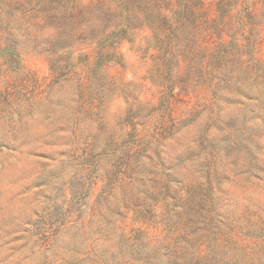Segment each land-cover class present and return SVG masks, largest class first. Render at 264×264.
I'll use <instances>...</instances> for the list:
<instances>
[{"label": "rangeland", "instance_id": "rangeland-1", "mask_svg": "<svg viewBox=\"0 0 264 264\" xmlns=\"http://www.w3.org/2000/svg\"><path fill=\"white\" fill-rule=\"evenodd\" d=\"M0 264H264V0H0Z\"/></svg>", "mask_w": 264, "mask_h": 264}, {"label": "trees", "instance_id": "trees-1", "mask_svg": "<svg viewBox=\"0 0 264 264\" xmlns=\"http://www.w3.org/2000/svg\"><path fill=\"white\" fill-rule=\"evenodd\" d=\"M127 23H128V25H131L133 22H135V21H132L131 19H129L128 21H126ZM146 23L143 21V22H141L140 23V25L142 26V25H145ZM139 25V26H140ZM113 34H115V32H111L110 33V35H107L105 38H107V37H110L111 35H113Z\"/></svg>", "mask_w": 264, "mask_h": 264}]
</instances>
